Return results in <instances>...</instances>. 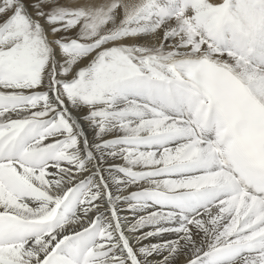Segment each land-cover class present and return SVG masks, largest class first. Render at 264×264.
<instances>
[{
    "label": "snow or ice",
    "instance_id": "snow-or-ice-1",
    "mask_svg": "<svg viewBox=\"0 0 264 264\" xmlns=\"http://www.w3.org/2000/svg\"><path fill=\"white\" fill-rule=\"evenodd\" d=\"M0 264H264V0H0Z\"/></svg>",
    "mask_w": 264,
    "mask_h": 264
}]
</instances>
